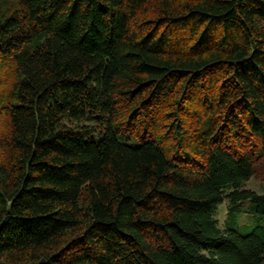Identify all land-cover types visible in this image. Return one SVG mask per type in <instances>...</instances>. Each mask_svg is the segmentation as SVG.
<instances>
[{
  "label": "trees",
  "instance_id": "obj_1",
  "mask_svg": "<svg viewBox=\"0 0 264 264\" xmlns=\"http://www.w3.org/2000/svg\"><path fill=\"white\" fill-rule=\"evenodd\" d=\"M7 1L0 264H264V0Z\"/></svg>",
  "mask_w": 264,
  "mask_h": 264
},
{
  "label": "rangeland",
  "instance_id": "obj_2",
  "mask_svg": "<svg viewBox=\"0 0 264 264\" xmlns=\"http://www.w3.org/2000/svg\"><path fill=\"white\" fill-rule=\"evenodd\" d=\"M5 3L8 1L0 4V18L8 13L4 8L9 3ZM243 187L259 194L264 193V181L257 178L248 179ZM228 207V201L224 199L214 210V217L217 219L219 228L232 229L241 235H247L253 226L258 225L257 218L251 213L252 203L250 200L237 202L233 211L228 210Z\"/></svg>",
  "mask_w": 264,
  "mask_h": 264
}]
</instances>
